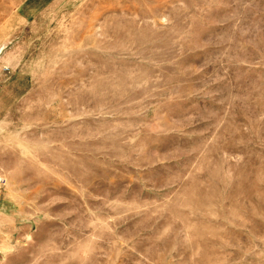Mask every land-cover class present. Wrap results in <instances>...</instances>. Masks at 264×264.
Wrapping results in <instances>:
<instances>
[{
    "label": "rangeland",
    "instance_id": "rangeland-1",
    "mask_svg": "<svg viewBox=\"0 0 264 264\" xmlns=\"http://www.w3.org/2000/svg\"><path fill=\"white\" fill-rule=\"evenodd\" d=\"M0 264H264V0H0Z\"/></svg>",
    "mask_w": 264,
    "mask_h": 264
}]
</instances>
